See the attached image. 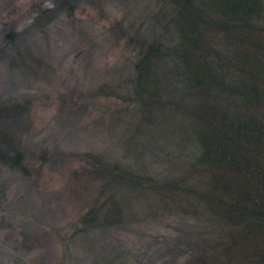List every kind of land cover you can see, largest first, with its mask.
Segmentation results:
<instances>
[{
    "label": "trees",
    "instance_id": "16d2710c",
    "mask_svg": "<svg viewBox=\"0 0 264 264\" xmlns=\"http://www.w3.org/2000/svg\"><path fill=\"white\" fill-rule=\"evenodd\" d=\"M127 1L135 15L113 29L135 54L119 81L135 124L121 126L122 137L132 133L121 160L87 152L72 172L95 202L82 227L127 226L132 193L154 214L179 216L182 264H264V0ZM83 2L107 5L36 1L29 27L41 32ZM29 110L28 101H0V167L27 168L19 128ZM157 132L179 145V157L162 158V178L124 163L132 146L141 152L137 139Z\"/></svg>",
    "mask_w": 264,
    "mask_h": 264
},
{
    "label": "rangeland",
    "instance_id": "374dc122",
    "mask_svg": "<svg viewBox=\"0 0 264 264\" xmlns=\"http://www.w3.org/2000/svg\"><path fill=\"white\" fill-rule=\"evenodd\" d=\"M36 1L43 0H0V101L30 103L19 128L27 168L0 167V264H182L179 216H157L135 194L123 201L127 226L84 229L79 221L95 205L72 175L83 167L81 155L116 162L132 138L126 129L122 137L121 126L133 119L119 81L131 74L135 54L113 29L126 12L135 15L131 4L83 2L73 17L61 15L39 32L29 27ZM167 139L145 133L136 143L141 152L132 146L124 163L162 178V158L179 153Z\"/></svg>",
    "mask_w": 264,
    "mask_h": 264
}]
</instances>
